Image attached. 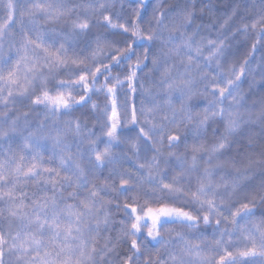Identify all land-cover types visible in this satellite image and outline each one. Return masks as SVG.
Segmentation results:
<instances>
[{
  "label": "snow or ice",
  "instance_id": "obj_1",
  "mask_svg": "<svg viewBox=\"0 0 264 264\" xmlns=\"http://www.w3.org/2000/svg\"><path fill=\"white\" fill-rule=\"evenodd\" d=\"M152 3L0 0V264H264V0Z\"/></svg>",
  "mask_w": 264,
  "mask_h": 264
},
{
  "label": "trees",
  "instance_id": "obj_2",
  "mask_svg": "<svg viewBox=\"0 0 264 264\" xmlns=\"http://www.w3.org/2000/svg\"><path fill=\"white\" fill-rule=\"evenodd\" d=\"M122 3L125 4V6H127V0H121ZM180 2V0H154V3H152L148 9L149 13H151L153 8H160L161 10H167L168 8H171L175 5H177ZM235 2L240 3V7H241V14L238 15L237 17H235L232 21H230L229 26H228V31L233 32L235 31L237 28H239L241 25L243 24H247V23H251V14L254 11H257L260 7V0H213V3L218 5L219 7V11L218 12H214L213 13V17L212 19L216 22V23H222L223 19L225 18V12H231V9L233 7V4ZM247 5V8H246ZM252 5H255V9L252 7ZM119 7V5L117 6ZM136 7V5H132V8L134 9ZM246 8V11H245ZM131 10V9H130ZM174 15V14H173ZM123 22V21H121ZM176 24H179L180 21L177 19L175 20ZM201 23H209V19L207 17H205V19L203 21H201L200 19L196 20V24H201ZM215 31V30H213ZM228 34V33H226ZM212 38H215L214 36ZM228 43L230 44H234L235 45H240L241 46V55L233 57L232 60L233 61H239L244 59V57L246 56L247 52L250 51V42H251V37H245L242 34L238 35L236 37L235 42L230 38L228 41ZM145 47H147V45H145ZM138 53L141 51L140 49H137ZM256 57H257V62H259V59L261 57V53L257 52L256 53ZM253 67L255 68V65H253ZM148 70L145 69V72H147ZM62 78H67V77H62ZM253 78H255V83H252ZM241 90L245 93V97L248 101L249 104H251L253 101L259 102L261 96H264V81H261L260 77L255 75V73L251 76L248 77V82L242 84L241 86ZM252 92V95L249 96L248 93ZM104 102H105V98H104V94L101 93L99 95H94L92 97V101L85 104L83 108H77L75 110L74 116L77 118H81L83 120H86L89 125H98V121L96 119V115L100 114L103 106H104ZM95 103L96 105H98V107L96 109H93L92 104ZM139 102H137L136 107L137 109H139ZM21 108L22 111H28L27 108H23L22 106H18ZM41 110L40 109H35L31 112V115L33 117H35ZM121 111H123V109H121ZM254 112H258L259 109H253ZM103 117L101 116V120L100 122H102ZM252 132L256 133V137L254 138V143H255V147L253 148H249L248 149V153L252 154V158L253 159H258L260 157V148L259 146L264 143V141L259 139V128H253L251 129ZM241 139H244V137H242ZM239 147L238 145L236 147L233 148V151L231 153V156L233 157V159L236 161L235 166L238 168H243L247 161L244 160L242 158L241 155L237 154L236 148ZM47 155V153L45 154ZM125 167H129L128 165H125ZM132 171H135L134 169H130ZM108 199H111V197H107ZM121 201H123V197L121 198ZM115 202V201H114ZM131 202V201H129ZM257 207H261V205H257ZM113 212H115V209H112ZM225 215H227V213H225ZM115 219L117 221H119L121 219V215L117 214L115 216ZM166 227L168 228H173V229H180L182 226L181 225H166ZM116 231H118V227L116 228ZM113 235H115V232L112 233ZM208 238L211 239V235H208ZM126 247V246H125ZM161 254L163 253V249H160Z\"/></svg>",
  "mask_w": 264,
  "mask_h": 264
}]
</instances>
